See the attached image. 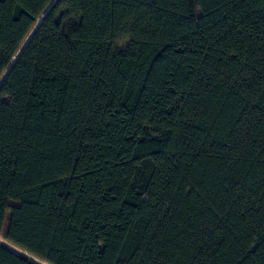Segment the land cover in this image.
I'll use <instances>...</instances> for the list:
<instances>
[{
    "label": "trees",
    "instance_id": "1",
    "mask_svg": "<svg viewBox=\"0 0 264 264\" xmlns=\"http://www.w3.org/2000/svg\"><path fill=\"white\" fill-rule=\"evenodd\" d=\"M0 237V264H264V0H0Z\"/></svg>",
    "mask_w": 264,
    "mask_h": 264
},
{
    "label": "rangeland",
    "instance_id": "2",
    "mask_svg": "<svg viewBox=\"0 0 264 264\" xmlns=\"http://www.w3.org/2000/svg\"><path fill=\"white\" fill-rule=\"evenodd\" d=\"M129 43L130 41H121V42H118L114 45V48L118 51H125L128 46H129ZM0 241L3 242V243H6L1 237H0ZM13 247V246H12ZM14 248V247H13ZM15 250H19V249H16L14 248ZM20 251V250H19ZM42 264H45V263H42Z\"/></svg>",
    "mask_w": 264,
    "mask_h": 264
},
{
    "label": "water",
    "instance_id": "3",
    "mask_svg": "<svg viewBox=\"0 0 264 264\" xmlns=\"http://www.w3.org/2000/svg\"><path fill=\"white\" fill-rule=\"evenodd\" d=\"M50 9H51V8H49V10H50ZM49 10H48V11H49ZM48 11H47V13H48ZM45 15H46V14H45ZM45 15H44V16H45ZM44 16H43V17H44ZM15 61H16V59H15ZM13 64H14V63H13ZM8 71H9V70H8ZM8 71L6 72V74L8 73ZM6 74H5V75H6ZM4 77H5V76H4ZM16 251H19V250H16ZM19 252H21V251H19ZM24 254H26V255L28 256L27 253H24Z\"/></svg>",
    "mask_w": 264,
    "mask_h": 264
}]
</instances>
